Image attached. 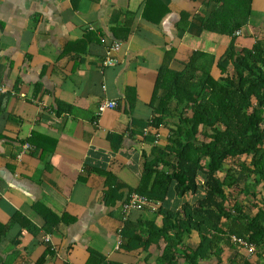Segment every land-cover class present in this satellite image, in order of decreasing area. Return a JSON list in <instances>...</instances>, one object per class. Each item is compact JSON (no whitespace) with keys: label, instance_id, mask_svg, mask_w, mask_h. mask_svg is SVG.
I'll return each instance as SVG.
<instances>
[{"label":"crops","instance_id":"crops-1","mask_svg":"<svg viewBox=\"0 0 264 264\" xmlns=\"http://www.w3.org/2000/svg\"><path fill=\"white\" fill-rule=\"evenodd\" d=\"M241 6V0H0V264H87L92 255L103 264H160L166 242L150 232L138 233L140 246L124 248L127 223L141 224L137 232L161 226L159 209L131 211L122 220L145 162L175 129L171 117L155 126L164 95L161 88L154 98L159 72L168 67L190 79L197 67L199 82V68L213 61L211 74L221 78L218 62L232 38L203 25L219 8L221 18L238 22ZM236 36L238 49L264 42V0H252L248 24ZM115 42L118 62L104 67ZM194 53L200 56L188 65ZM108 101L116 108L100 112ZM27 142L35 149L23 153ZM181 203L171 199L172 206ZM198 243L196 232L183 242L190 249ZM223 249L221 263L213 257L199 264H239L247 256L233 244Z\"/></svg>","mask_w":264,"mask_h":264},{"label":"trees","instance_id":"trees-1","mask_svg":"<svg viewBox=\"0 0 264 264\" xmlns=\"http://www.w3.org/2000/svg\"><path fill=\"white\" fill-rule=\"evenodd\" d=\"M241 2L242 20L228 22L220 17L219 8L203 25L232 38L218 62L221 78L211 74L213 61L199 68V82L197 67L190 79L168 67L159 72L154 98L161 88L164 95L155 126L171 117L175 129L168 145L156 147L154 159L145 162L136 192L162 202L158 211L163 224L137 232L142 225L128 222L124 248L140 246L138 233L150 232L166 242L160 264H178L179 258L184 264H199L213 257L221 263L224 246H232L231 235L256 249L252 257L241 256L239 264H264V42L237 48L236 33L248 24L252 0ZM198 56L194 53L187 64L193 65ZM230 63L233 73L228 71ZM173 102L175 107L169 110ZM118 188L112 190L115 197H120ZM189 193L192 201L185 200ZM172 198L182 201L179 208L172 206ZM193 232L199 243L190 249L183 242ZM87 264L103 261L92 255Z\"/></svg>","mask_w":264,"mask_h":264},{"label":"built area","instance_id":"built-area-1","mask_svg":"<svg viewBox=\"0 0 264 264\" xmlns=\"http://www.w3.org/2000/svg\"><path fill=\"white\" fill-rule=\"evenodd\" d=\"M102 43H105V38L101 39ZM121 48L120 43L115 42L112 45L107 47L106 50V58L103 61V66H113L118 62V59L116 58L117 54L119 53ZM113 54L115 55L113 57ZM117 103L115 101H108L101 105L100 112H103L105 109H114L116 108ZM35 149L34 146H32L29 143H26L23 145V153L27 151H31ZM161 206V202L158 201H151L146 196L139 194L137 192H133L130 194L127 201H125L122 204V212H123V218L122 220L125 222L128 219V216L130 215L131 211H142L144 208L149 207L152 211H156ZM47 241H50V238L46 239ZM231 243L241 250L245 251L248 257H252L255 255V246L251 243H248L242 238H239L237 236L231 235L230 237Z\"/></svg>","mask_w":264,"mask_h":264},{"label":"rangeland","instance_id":"rangeland-1","mask_svg":"<svg viewBox=\"0 0 264 264\" xmlns=\"http://www.w3.org/2000/svg\"><path fill=\"white\" fill-rule=\"evenodd\" d=\"M174 103V102H173ZM175 105V104H174ZM233 191V193H236V191H234V190H232Z\"/></svg>","mask_w":264,"mask_h":264},{"label":"clouds","instance_id":"clouds-1","mask_svg":"<svg viewBox=\"0 0 264 264\" xmlns=\"http://www.w3.org/2000/svg\"><path fill=\"white\" fill-rule=\"evenodd\" d=\"M158 202H161V201H158ZM161 206H162V202H161ZM161 206H160V207H161ZM160 207H159V208H160Z\"/></svg>","mask_w":264,"mask_h":264}]
</instances>
